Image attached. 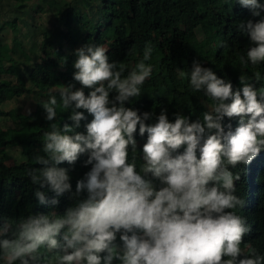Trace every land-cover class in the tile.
Here are the masks:
<instances>
[{"label":"clouds","instance_id":"9594fccd","mask_svg":"<svg viewBox=\"0 0 264 264\" xmlns=\"http://www.w3.org/2000/svg\"><path fill=\"white\" fill-rule=\"evenodd\" d=\"M235 3L259 18L237 25L249 39L239 64L264 65V0H225L229 9ZM109 51L91 42L75 49L81 87L49 89L41 100L48 121L62 106L71 123L43 131L45 155L35 157L43 166L27 174L41 205L58 206L65 195L72 203L0 223V264H264L244 241L251 226L234 171L264 149V72L241 74L234 87L195 59L180 76L203 93L207 110L170 118L166 107L129 106L152 76L153 47L131 69ZM82 157L88 170L74 187L69 166Z\"/></svg>","mask_w":264,"mask_h":264},{"label":"trees","instance_id":"16d2710c","mask_svg":"<svg viewBox=\"0 0 264 264\" xmlns=\"http://www.w3.org/2000/svg\"><path fill=\"white\" fill-rule=\"evenodd\" d=\"M30 1L17 0L16 7L22 10ZM95 1L81 0L76 4L68 0H44L46 6L39 4L41 11L54 10L63 25L57 34L69 45V51H64L56 46L47 30L42 32L40 60L31 67L36 77L34 91H37L41 105V100L47 99L49 89L70 84L81 87L73 78L74 51L89 42L109 48L110 59L117 60L126 69L135 67L143 57L146 45H151L153 56L148 63L153 65L152 76L142 86L141 96L133 98L134 102L129 106L141 112L155 108L157 113L166 107L170 118L179 111L196 119L207 110L203 93L193 94L188 87V77L180 76L181 71H190L195 59L230 79L234 87L242 86L241 74L251 76L257 70L264 72V65L243 67L239 64L238 57L244 53L249 39L237 25L250 18H259L252 17L250 10L238 3L229 9L225 0H102L100 16L96 18L88 11ZM9 24L16 33L13 46L0 43V116L10 115L1 108L2 103L33 91L21 71V62L10 55L11 49L18 48L23 60L30 63L32 58L24 49L25 35L20 37L16 20ZM220 40L227 41L225 47H218ZM3 74L7 76L3 77ZM68 116L69 112L61 106L55 121H48L46 114L40 119H32L19 113L14 126L3 128L0 125V223L18 219L30 211L55 209L62 212L72 203L65 195L58 206L41 205L35 196L39 186L33 184L27 174L31 169L43 166L35 161L37 155H45L43 131L49 130L53 122H58L61 127L66 122L71 123ZM228 122L226 118L225 123ZM237 122V118L231 119L233 127ZM80 130H84L83 127ZM137 138L142 145L145 138ZM14 149L20 150L21 160L14 158ZM82 160L83 157L75 166H69L74 187L76 180L88 170ZM234 171L240 174L236 181L237 194L245 201L239 211L251 226L244 241L251 242L264 253V149L247 165H239ZM48 195L52 197L54 193L48 191Z\"/></svg>","mask_w":264,"mask_h":264},{"label":"rangeland","instance_id":"374dc122","mask_svg":"<svg viewBox=\"0 0 264 264\" xmlns=\"http://www.w3.org/2000/svg\"><path fill=\"white\" fill-rule=\"evenodd\" d=\"M16 1L17 0H0V43L2 45L8 44L13 46L12 41L16 31L9 22H14L16 20L17 29L20 30V37H23V34L25 35L24 49L29 53L32 60L29 61L30 63L25 62L23 60V55L18 53V48L11 49L10 55L15 61L21 62V71L26 76L28 87L33 91L25 93L20 97H14L1 104V108L10 114L8 116H0V125L3 128L14 126V120L18 118L19 113L29 115L32 119H40L46 114L44 107L38 101L39 96L37 95V91H34L36 77L35 73L31 71L32 64L40 60L41 50L39 43L42 39V32L47 30L56 46H60V49L64 51H69L68 43L57 34V32L63 28V25L57 19L54 10L47 9L46 11H41L38 7L39 4H44L46 6L44 0H31L28 6L22 10L16 7ZM68 1L78 4L77 2L81 0ZM101 1L102 0H96L94 5L88 9L90 14L96 18L100 16L99 4ZM2 76L5 77L7 75L3 74ZM29 109H31L30 112ZM13 154L15 156L14 158L17 160L22 159L20 150L14 149Z\"/></svg>","mask_w":264,"mask_h":264}]
</instances>
